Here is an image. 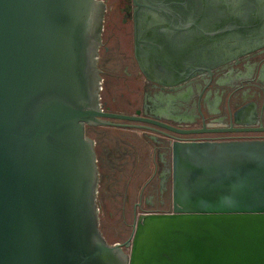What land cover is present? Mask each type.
<instances>
[{"label": "water", "instance_id": "water-1", "mask_svg": "<svg viewBox=\"0 0 264 264\" xmlns=\"http://www.w3.org/2000/svg\"><path fill=\"white\" fill-rule=\"evenodd\" d=\"M104 14L102 0H0V264H264V139L171 136L170 210L103 236L85 128L196 132L102 109Z\"/></svg>", "mask_w": 264, "mask_h": 264}, {"label": "flooded vegetation", "instance_id": "flooded-vegetation-1", "mask_svg": "<svg viewBox=\"0 0 264 264\" xmlns=\"http://www.w3.org/2000/svg\"><path fill=\"white\" fill-rule=\"evenodd\" d=\"M102 1L97 59L102 109L196 131L181 134L148 122L111 119L155 129L108 126L120 136L113 146H103V160L96 152L97 203L108 191L122 196L123 222L130 215L132 228L140 214L171 208V136L264 139V0ZM104 91L112 94L110 105L102 100ZM122 130L141 135L129 137ZM100 161L106 163L105 174ZM112 173L117 182L129 178L123 193L103 184Z\"/></svg>", "mask_w": 264, "mask_h": 264}, {"label": "rangeland", "instance_id": "rangeland-1", "mask_svg": "<svg viewBox=\"0 0 264 264\" xmlns=\"http://www.w3.org/2000/svg\"><path fill=\"white\" fill-rule=\"evenodd\" d=\"M112 94H108L107 92L102 93V100L110 105V99ZM88 130V136L95 138L97 140V144L95 147L96 152L100 155V159L102 158V149L103 146L107 145L109 147L114 145L116 142L117 137H119L118 130L108 127V126H91ZM125 135L129 137H137L141 135L140 131L132 132L129 130H122ZM137 133V134H136ZM136 135V136H135ZM98 140L100 142H98ZM96 153V154H97ZM98 159V158H97ZM111 161L113 159H110ZM100 165H102L101 169L104 174L106 173V163L100 161ZM108 169V168H107ZM129 178L124 176L119 182H117V175L112 173L110 178L104 177L102 182L103 184H108L110 187L117 189L120 193L124 192V187L128 186ZM131 184V181L129 182ZM122 196H115L111 195L108 191V196L105 197L104 201L98 202L99 204V224L100 229L109 243L114 242H122L124 241L128 235L131 234V222H130V215L126 216V222H123V213L120 211V203H121ZM139 214V213H138ZM137 214V215H138ZM129 251V247L126 249Z\"/></svg>", "mask_w": 264, "mask_h": 264}]
</instances>
